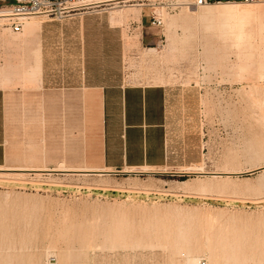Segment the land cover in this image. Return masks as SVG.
<instances>
[{"label":"rangeland","instance_id":"rangeland-1","mask_svg":"<svg viewBox=\"0 0 264 264\" xmlns=\"http://www.w3.org/2000/svg\"><path fill=\"white\" fill-rule=\"evenodd\" d=\"M157 1L134 0L97 14H129L113 23L123 29L129 84L159 85L176 102H200L203 158L183 176L150 169L0 176V264H186L189 256L196 263L264 264V3L220 0L195 9L193 0H167L174 4L168 8ZM153 11L161 13L163 27L144 37L163 35L164 41L157 47L144 39L142 46L141 29L129 34L127 24ZM29 20L33 26L22 34L0 29V88L20 100L36 88L31 75H21L19 63L31 45L25 36L46 18L24 25ZM148 47L156 51L144 55ZM87 98L94 144L97 100ZM24 114L27 142L0 169H46L44 155L35 159L33 120ZM74 134L77 169L86 166V136ZM200 167L205 174L233 173L215 178L188 170ZM214 232L217 240L209 241Z\"/></svg>","mask_w":264,"mask_h":264},{"label":"crops","instance_id":"crops-1","mask_svg":"<svg viewBox=\"0 0 264 264\" xmlns=\"http://www.w3.org/2000/svg\"><path fill=\"white\" fill-rule=\"evenodd\" d=\"M111 14L90 12L42 21L25 36L31 45L21 61V47L14 49L22 77L31 75L36 88L22 100L0 88V167L6 165L19 143L27 142L21 134L23 109L24 115L33 120L35 159L43 155L48 159L44 171L60 172L57 169L63 165L67 172H103L94 174L99 176L147 169L182 174L203 158L200 102H176L159 85L129 84L124 75L123 29L113 25L129 14L122 12L118 18ZM136 23L143 33H139V44L143 46L144 39L156 44L158 35L144 37L153 29L148 26V18L144 15ZM25 28L28 26L22 31ZM88 96L97 100L92 114L94 144L88 133ZM74 130L82 140L86 136V166L77 169ZM63 148L65 161L60 159Z\"/></svg>","mask_w":264,"mask_h":264},{"label":"built area","instance_id":"built-area-1","mask_svg":"<svg viewBox=\"0 0 264 264\" xmlns=\"http://www.w3.org/2000/svg\"><path fill=\"white\" fill-rule=\"evenodd\" d=\"M131 1L134 0H0V3L8 2L7 4H3L2 6H0V29H9L12 33L19 34L22 31V27L25 21L34 16L44 17L47 21H55L65 18H71L74 15H81L83 13H97L99 11L121 8L124 7L126 3ZM160 1L161 0H158L157 2L160 4L162 3L165 8L174 6L171 1ZM234 1H239L244 5L264 3V0ZM214 2H217V0H193L191 5L193 7H199L206 6ZM138 26L139 24L136 22H128L127 29L129 34H132V29L136 30ZM148 26L157 30L162 29L163 19L160 12L153 11L151 13V15L148 17ZM163 41L164 36H158L156 44L154 45H157V47H159V45L162 46ZM172 174L182 176L183 174L189 175V173L187 172H184L183 174L174 172ZM197 264L210 263L203 260L199 261Z\"/></svg>","mask_w":264,"mask_h":264},{"label":"bare ground","instance_id":"bare-ground-1","mask_svg":"<svg viewBox=\"0 0 264 264\" xmlns=\"http://www.w3.org/2000/svg\"><path fill=\"white\" fill-rule=\"evenodd\" d=\"M226 3H222V2H217V4H219V5H233V4H235V6H249V5H243L242 3H240L239 1H234V0H232V1H225ZM228 2V3H227ZM231 2V3H230ZM211 4H214V3H211ZM211 4H209V5H211ZM209 5H206V6H209ZM206 6H199V7H196L195 9H197V8H203V7H206ZM224 7V6H223ZM237 8V7H236ZM194 9V8H193ZM239 9V8H238ZM112 15V14H111ZM114 17H120V12H118V11H116L114 14ZM32 18V17H31ZM40 20V19H39ZM115 20V19H114ZM31 21H33V20H31ZM173 22V21H172ZM33 22H30V20L25 24V25H23V27L24 26H26V25H29V29L30 28H32V26H33V24H32ZM22 27V28H23ZM23 30V29H22ZM133 34V33H132ZM138 44H139V39H138ZM150 50H155L156 51V49L155 48H144V50H143V53H144V55H145V53H148ZM43 170V169H42ZM58 171L60 170V171H62V172H67L68 170L66 169V167H64L63 165H60L59 166V168L57 169ZM188 170H193L194 172L193 173H195V174H197V175H211V176H214L215 178L216 177H218V176H222V175H218V174H223V173H218V174H205V171H204V169L202 168V167H200V168H196V169H194V168H189ZM44 171V170H43ZM10 172H13V173H10ZM24 172H41V171H31L30 169L29 170H26V169H19V168H17V169H13V168H7L6 170H3V169H0V176H8V175H18V176H22L21 174L19 175V174H15V173H24ZM233 173V172H232ZM232 173H225V174H232ZM218 175V176H217ZM204 234H207V233H204ZM216 234H217V232H214L213 234H208L207 235V237L209 238V241H214V240H217V236H216ZM204 237V236H203ZM224 238V237H223ZM197 260H198V258L197 257H195V256H189L188 258H187V263L186 264H197L196 262H197Z\"/></svg>","mask_w":264,"mask_h":264},{"label":"water","instance_id":"water-1","mask_svg":"<svg viewBox=\"0 0 264 264\" xmlns=\"http://www.w3.org/2000/svg\"><path fill=\"white\" fill-rule=\"evenodd\" d=\"M217 1H220V0H217ZM224 1H232V0H224ZM41 172H46V171H41ZM46 173H59V172H46ZM63 173H71V174H81V173H84V174H89V175H94V174H102L103 172H63ZM218 175H230L231 176V174H218ZM217 175V176H218Z\"/></svg>","mask_w":264,"mask_h":264}]
</instances>
